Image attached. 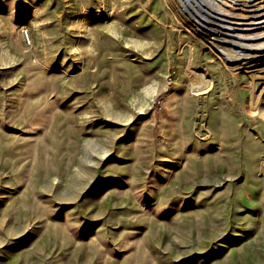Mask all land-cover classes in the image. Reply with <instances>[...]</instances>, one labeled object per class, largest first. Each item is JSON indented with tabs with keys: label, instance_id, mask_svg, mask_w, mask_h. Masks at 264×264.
<instances>
[{
	"label": "rangeland",
	"instance_id": "obj_1",
	"mask_svg": "<svg viewBox=\"0 0 264 264\" xmlns=\"http://www.w3.org/2000/svg\"><path fill=\"white\" fill-rule=\"evenodd\" d=\"M175 1L0 0V264H264V76Z\"/></svg>",
	"mask_w": 264,
	"mask_h": 264
},
{
	"label": "bare ground",
	"instance_id": "obj_2",
	"mask_svg": "<svg viewBox=\"0 0 264 264\" xmlns=\"http://www.w3.org/2000/svg\"><path fill=\"white\" fill-rule=\"evenodd\" d=\"M205 1L207 3L206 8L211 9L213 13L221 18L231 16L233 17L231 20L237 22L236 24H238V26H241L238 29H232L233 31L231 34L229 33V35L217 36L215 35V32H212V34L208 35V37L213 39L216 44L222 47L224 55L233 57L234 61L238 60V62H233L235 67L240 68L245 67L246 65L247 68H253L260 66L259 68L252 70L254 73L252 74V77L256 78L264 76V41H262L264 40V34H261L258 30H255V27H253V25L257 24H260V26L264 25V0ZM182 2L183 0H176L175 4H177V6H181ZM237 5H239L238 9L240 10L237 14L232 15V12H228V10H230L228 6ZM215 14L213 16H215ZM254 62H257L258 64ZM263 93V90L258 91L256 88H252L251 96L248 101V108L249 110L255 111L264 117Z\"/></svg>",
	"mask_w": 264,
	"mask_h": 264
}]
</instances>
